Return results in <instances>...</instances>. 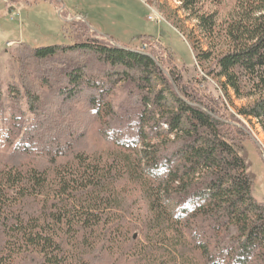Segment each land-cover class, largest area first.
Listing matches in <instances>:
<instances>
[{
    "label": "trees",
    "instance_id": "16d2710c",
    "mask_svg": "<svg viewBox=\"0 0 264 264\" xmlns=\"http://www.w3.org/2000/svg\"><path fill=\"white\" fill-rule=\"evenodd\" d=\"M177 1L186 19L175 13L176 28L196 22L206 40L204 50L188 34L198 66L244 106L229 112L123 44L79 35L19 51L0 102L9 124L0 140L13 144L0 171V264H93L104 251L137 264H264V202L244 145L250 130L237 118L264 132V0L222 23L210 0ZM92 128L107 150L89 144ZM32 155L44 157L24 166ZM126 188L146 200L142 238L127 219ZM30 200L41 208L24 212Z\"/></svg>",
    "mask_w": 264,
    "mask_h": 264
},
{
    "label": "rangeland",
    "instance_id": "374dc122",
    "mask_svg": "<svg viewBox=\"0 0 264 264\" xmlns=\"http://www.w3.org/2000/svg\"><path fill=\"white\" fill-rule=\"evenodd\" d=\"M249 0H210L206 10L216 15L220 23L240 10L243 3ZM177 0H0V102L6 100L9 83L17 80L19 57L18 52L28 48L67 45L80 39L79 35L104 41L111 45L123 44L146 53H151L167 73L174 72L182 77L186 84L199 88L211 98L222 99L229 112L236 114V108L244 106L246 100L239 101L233 96V104L224 98L218 83L206 76L203 68L196 62V54L188 34L195 30L196 22L185 21L183 32L177 29L173 15L179 11ZM155 17L154 21L149 16ZM178 16L185 20L184 13ZM87 24L89 29L81 25ZM195 32V31H194ZM145 36V37H144ZM195 36L204 50L206 40L198 31ZM14 43V44H13ZM34 79V73L29 71ZM118 95L117 99H121ZM26 109V103L22 104ZM11 111L6 115L9 118ZM240 124L250 130V137L245 141L249 159L253 164V173L257 176L254 195L264 202V132L255 122L250 124L246 119L237 117ZM6 130L9 124L1 122ZM91 131V132H90ZM89 131L88 141L94 148L107 150L95 128ZM0 140V171L9 167L8 159L13 148L10 142ZM38 154V153H37ZM41 156L32 155L23 161L24 166L36 165L42 161ZM126 188L124 195L125 208L130 216L127 219L132 226V233L138 238L143 236L139 219L146 216V200L138 191ZM42 201V198L40 199ZM42 203L30 200L24 212L40 209ZM0 227V246L3 240ZM94 260V262H93ZM93 264H137L136 260L122 254H110L104 251L93 256Z\"/></svg>",
    "mask_w": 264,
    "mask_h": 264
},
{
    "label": "built area",
    "instance_id": "2783aa9c",
    "mask_svg": "<svg viewBox=\"0 0 264 264\" xmlns=\"http://www.w3.org/2000/svg\"><path fill=\"white\" fill-rule=\"evenodd\" d=\"M149 19H150L151 21H154L155 17H154L153 15H151V16H149ZM13 44H14V43H13Z\"/></svg>",
    "mask_w": 264,
    "mask_h": 264
},
{
    "label": "water",
    "instance_id": "95a60500",
    "mask_svg": "<svg viewBox=\"0 0 264 264\" xmlns=\"http://www.w3.org/2000/svg\"><path fill=\"white\" fill-rule=\"evenodd\" d=\"M117 46V45H116Z\"/></svg>",
    "mask_w": 264,
    "mask_h": 264
}]
</instances>
